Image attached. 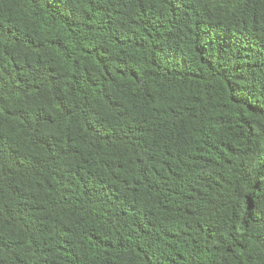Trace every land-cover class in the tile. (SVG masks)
Listing matches in <instances>:
<instances>
[{"label":"trees","instance_id":"16d2710c","mask_svg":"<svg viewBox=\"0 0 264 264\" xmlns=\"http://www.w3.org/2000/svg\"><path fill=\"white\" fill-rule=\"evenodd\" d=\"M0 264H264V0H0Z\"/></svg>","mask_w":264,"mask_h":264}]
</instances>
